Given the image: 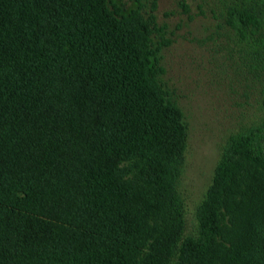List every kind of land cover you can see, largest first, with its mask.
Segmentation results:
<instances>
[{
  "label": "trees",
  "instance_id": "obj_1",
  "mask_svg": "<svg viewBox=\"0 0 264 264\" xmlns=\"http://www.w3.org/2000/svg\"><path fill=\"white\" fill-rule=\"evenodd\" d=\"M221 17L264 56V0ZM154 30L115 0H0V264H264V89L186 234Z\"/></svg>",
  "mask_w": 264,
  "mask_h": 264
},
{
  "label": "rangeland",
  "instance_id": "obj_2",
  "mask_svg": "<svg viewBox=\"0 0 264 264\" xmlns=\"http://www.w3.org/2000/svg\"><path fill=\"white\" fill-rule=\"evenodd\" d=\"M115 1L127 13L139 8L145 19L153 16V41H169L160 52V79L188 126L178 188L185 231L192 234L226 139L263 114L264 56L252 41L240 42L221 17L236 0Z\"/></svg>",
  "mask_w": 264,
  "mask_h": 264
}]
</instances>
